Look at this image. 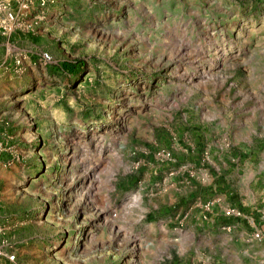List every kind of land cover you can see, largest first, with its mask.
<instances>
[{"label":"rangeland","instance_id":"1","mask_svg":"<svg viewBox=\"0 0 264 264\" xmlns=\"http://www.w3.org/2000/svg\"><path fill=\"white\" fill-rule=\"evenodd\" d=\"M19 2L0 264H264V0Z\"/></svg>","mask_w":264,"mask_h":264},{"label":"built area","instance_id":"2","mask_svg":"<svg viewBox=\"0 0 264 264\" xmlns=\"http://www.w3.org/2000/svg\"><path fill=\"white\" fill-rule=\"evenodd\" d=\"M12 1V0H11ZM19 2V0H17ZM29 2H32V0H22L21 2H19V5L17 7H19V9H26L29 7ZM38 2V5L44 9L45 7H47V5H49L50 3L54 2V0H37ZM15 7L17 4H14ZM13 5H11V2L9 4L8 7V10H7V14L5 16V19L3 20L4 21V25H1L3 28H7L9 25L12 24V22L15 20V7L14 9H12ZM224 216L226 218H241L243 219L245 217V215L243 214V211L240 209V208H226L225 211H224ZM232 226L229 224V225H225L224 226V229L226 230H231ZM261 231H256L254 234V236H256L257 238L261 237ZM7 255V258L10 259V260H13L15 259V254H6Z\"/></svg>","mask_w":264,"mask_h":264},{"label":"crops","instance_id":"3","mask_svg":"<svg viewBox=\"0 0 264 264\" xmlns=\"http://www.w3.org/2000/svg\"><path fill=\"white\" fill-rule=\"evenodd\" d=\"M10 2H11V0H0V26L1 25H4V19H5V16H6V14H7V6H9V4H10ZM2 4H4V6H6L5 7V9L3 10V8H2ZM1 35H0V41H1ZM261 228L263 229H260L259 227H254V229H253V234L256 232V231H261V237L259 238H257L256 236V238L257 239H260V240H263L264 239V226L262 225L261 226ZM255 235V234H254Z\"/></svg>","mask_w":264,"mask_h":264},{"label":"trees","instance_id":"4","mask_svg":"<svg viewBox=\"0 0 264 264\" xmlns=\"http://www.w3.org/2000/svg\"><path fill=\"white\" fill-rule=\"evenodd\" d=\"M61 66L64 70L71 73V75H76L77 71L82 67V64H75L74 62L64 61L61 63Z\"/></svg>","mask_w":264,"mask_h":264}]
</instances>
